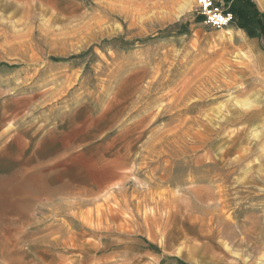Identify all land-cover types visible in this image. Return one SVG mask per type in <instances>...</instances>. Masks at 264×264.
Segmentation results:
<instances>
[{
	"label": "rangeland",
	"instance_id": "1",
	"mask_svg": "<svg viewBox=\"0 0 264 264\" xmlns=\"http://www.w3.org/2000/svg\"><path fill=\"white\" fill-rule=\"evenodd\" d=\"M215 1L248 44L195 0H0V264H264V0Z\"/></svg>",
	"mask_w": 264,
	"mask_h": 264
},
{
	"label": "built area",
	"instance_id": "2",
	"mask_svg": "<svg viewBox=\"0 0 264 264\" xmlns=\"http://www.w3.org/2000/svg\"><path fill=\"white\" fill-rule=\"evenodd\" d=\"M195 4L206 26L228 27L234 21L233 12L223 8L215 0H195Z\"/></svg>",
	"mask_w": 264,
	"mask_h": 264
},
{
	"label": "crops",
	"instance_id": "3",
	"mask_svg": "<svg viewBox=\"0 0 264 264\" xmlns=\"http://www.w3.org/2000/svg\"><path fill=\"white\" fill-rule=\"evenodd\" d=\"M229 27H230V25H229ZM230 28L232 30L231 31L232 34L235 33L234 38H233V42L234 43L238 41L239 44L240 43H247L248 44V42H249V35L248 34H246L245 32H243L242 29H240V28H237V27H233V28L230 27Z\"/></svg>",
	"mask_w": 264,
	"mask_h": 264
},
{
	"label": "bare ground",
	"instance_id": "4",
	"mask_svg": "<svg viewBox=\"0 0 264 264\" xmlns=\"http://www.w3.org/2000/svg\"><path fill=\"white\" fill-rule=\"evenodd\" d=\"M176 2V1H175ZM173 5V4H172ZM232 34V33H231ZM243 51V50H242ZM244 52V51H243Z\"/></svg>",
	"mask_w": 264,
	"mask_h": 264
}]
</instances>
